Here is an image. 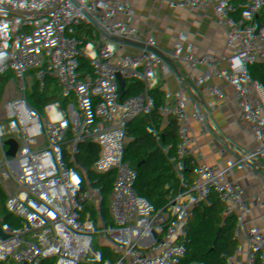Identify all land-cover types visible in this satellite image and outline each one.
Returning a JSON list of instances; mask_svg holds the SVG:
<instances>
[{"label":"built area","instance_id":"2783aa9c","mask_svg":"<svg viewBox=\"0 0 264 264\" xmlns=\"http://www.w3.org/2000/svg\"><path fill=\"white\" fill-rule=\"evenodd\" d=\"M259 7L249 0H0V218L12 208L21 228L36 232L5 235L0 264H87L91 250L114 239L117 198L139 217L118 238L124 254L132 246L136 264H155L151 253L163 255L166 245L123 186L162 197L149 209L174 228L183 222L173 209L189 215L197 250L213 264H264V0ZM89 126L170 138L188 183L157 184L140 171L119 181L112 163L102 170L92 155ZM226 137L236 138L235 155L219 151ZM45 143L104 176L68 170ZM39 156L55 160L37 167ZM40 188L52 203H41ZM220 192L238 198L259 233L254 245L234 241L210 206L208 197ZM77 204L103 220L80 229ZM106 261L122 260L110 251Z\"/></svg>","mask_w":264,"mask_h":264},{"label":"crops","instance_id":"0c3cea01","mask_svg":"<svg viewBox=\"0 0 264 264\" xmlns=\"http://www.w3.org/2000/svg\"><path fill=\"white\" fill-rule=\"evenodd\" d=\"M249 2L255 10L259 11L261 0H249ZM259 20L264 25L262 16H259ZM81 127L88 128L85 123H82ZM89 130L95 141L92 155L101 162L102 170L112 163L119 181H128L136 171H140L143 174L151 173L157 184L169 183L182 186L188 183L185 177V161L176 153L170 138L152 142L139 138L132 139L124 133L101 126H89ZM128 195L144 208L143 223L157 232L166 245L163 255L156 251L151 253L155 264H213L207 254L197 250L196 233L189 215L173 209L172 213L178 214L183 222L182 227L174 228L164 218H155L149 209L152 203L160 204L163 201L162 197L151 198L141 191H131V195ZM239 206L242 210V206L240 204ZM112 218L123 221L124 228L126 222L133 224L139 217L132 203L123 202L121 198H117ZM169 233L173 234L172 238L169 237ZM239 257L242 261L250 262L246 255L239 254Z\"/></svg>","mask_w":264,"mask_h":264},{"label":"trees","instance_id":"16d2710c","mask_svg":"<svg viewBox=\"0 0 264 264\" xmlns=\"http://www.w3.org/2000/svg\"><path fill=\"white\" fill-rule=\"evenodd\" d=\"M235 137H226L219 151L228 152L232 155L236 154V150L232 147L231 142ZM55 159L50 156L43 158L39 156L35 164L37 167H41L42 164H51ZM234 162L237 160L234 159ZM210 206L217 210L225 218L231 236L234 241L240 243H246L254 245L255 240L259 237L258 231L252 225L248 217L243 215L240 210L239 200L236 196L230 193H215L208 197ZM39 200L44 205L46 203H52L49 191L46 188L39 189ZM19 218L16 216L15 210L12 208H6L4 218H0V243L4 241V236L15 231H20L24 236L27 233L28 228H21L18 226L17 221ZM103 220V215L98 210H84V216L80 229H84L88 226L97 224ZM110 225L114 229V239L110 245H99L91 250L87 255V264H109L106 261V256L110 251L118 258L121 256V264H136L135 251L132 246L128 247L125 254L124 248L119 244L118 238L123 233V221L118 218H112L109 220ZM260 253L264 254V246L262 249H258Z\"/></svg>","mask_w":264,"mask_h":264},{"label":"water","instance_id":"95a60500","mask_svg":"<svg viewBox=\"0 0 264 264\" xmlns=\"http://www.w3.org/2000/svg\"><path fill=\"white\" fill-rule=\"evenodd\" d=\"M137 87L141 91L147 92V88L143 84H139ZM251 99H252V96L246 98L245 100H237L236 98H234L233 103H235V104L247 103ZM11 116L13 118L21 121L23 124H25L27 127H29L34 132L33 128L30 126V124L24 118H22L21 116H19L17 114H12ZM198 121L199 120H197V122ZM233 144H234V141L231 142V145H233ZM45 145H46L47 149L52 153L54 158H56L58 160V162L62 163L66 168H68V170L76 172V173L84 174V175H96V176H100V177L104 176L103 173L95 172V171H92L90 169L83 168L80 166H76V165H73V164L65 161L54 148H52L51 146H49L46 143H45ZM216 154H217V158H216V161H217L218 157H220V152L217 151ZM123 187H124V190L126 191V193L131 195V191L128 188H126L125 186H123ZM77 209H78V214H79V223L82 224L83 216H84V209L80 206V204H77Z\"/></svg>","mask_w":264,"mask_h":264},{"label":"rangeland","instance_id":"374dc122","mask_svg":"<svg viewBox=\"0 0 264 264\" xmlns=\"http://www.w3.org/2000/svg\"><path fill=\"white\" fill-rule=\"evenodd\" d=\"M160 45H161V44H159V43H152L151 46H150V45H148V44L146 43L145 48L150 49V50H152L153 48H154V49H158ZM260 148H261V149L264 148V143L261 144V147H260ZM55 159H56V158H55ZM56 161L58 162L57 159H56ZM17 223H18V226L20 225L19 227H21L20 220H18ZM28 232H32V233L34 234V237H35L36 232H35V229H34V228L30 227V228L27 230V233H28ZM1 243L5 246L4 241L1 242Z\"/></svg>","mask_w":264,"mask_h":264}]
</instances>
